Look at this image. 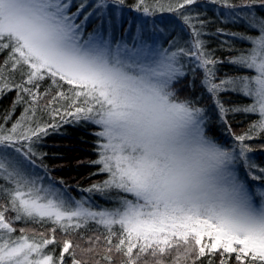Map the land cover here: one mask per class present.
Listing matches in <instances>:
<instances>
[{"label":"snow or ice","instance_id":"snow-or-ice-1","mask_svg":"<svg viewBox=\"0 0 264 264\" xmlns=\"http://www.w3.org/2000/svg\"><path fill=\"white\" fill-rule=\"evenodd\" d=\"M212 2L229 9L230 18H239L237 9L249 10L245 24L258 34L241 36L250 47L229 62L251 75L216 82L217 61L206 53L194 18L181 11L198 0H176L166 9L159 0L154 6L137 0L133 7L141 16L131 21L120 15L125 0H93L87 12L85 0L75 11L74 0H0V53L7 52L0 67L9 72L0 73V93L17 91L14 104L22 99L19 93L30 97L29 107L10 127L4 126L10 117L0 123V264H65V254L70 264H82L77 249L94 253L100 236L87 237L84 248L63 239L56 254V233L84 239L80 230L89 226L104 229L102 258L108 264L113 253L123 257L121 264H187L193 254L198 260L216 253L235 254L238 264H264V167L251 162L253 149L246 143L264 134V16L250 11L257 4L264 7V0ZM156 11L178 14L188 29L186 44L173 33L170 47L155 46L156 37L142 28L148 20L141 17ZM93 16L101 23L86 33ZM123 24L135 30L134 36L127 33L131 44L115 35L123 32ZM186 60L195 61L193 73L202 70L200 85L228 134L223 143L209 135L207 109L197 106L199 100L178 94L188 77ZM18 70L19 83L10 75ZM45 79L58 89L48 106L59 100L68 104L53 108L50 122H38L34 106L49 96L47 89L39 90ZM64 85L68 88L59 90ZM229 90L250 103L225 108L217 96ZM229 112L255 119L237 135ZM65 124L92 126L97 159L91 164L99 166L93 175L106 178L82 191L99 195L107 206L71 197L64 182L51 176L48 154L38 151ZM17 221L50 225V235H29L26 228L14 227Z\"/></svg>","mask_w":264,"mask_h":264},{"label":"trees","instance_id":"trees-1","mask_svg":"<svg viewBox=\"0 0 264 264\" xmlns=\"http://www.w3.org/2000/svg\"><path fill=\"white\" fill-rule=\"evenodd\" d=\"M86 1L87 4H90L89 8H91L93 1ZM155 2L156 0H148V3L153 6L155 5ZM242 2L247 3V0H229V3L237 5ZM136 3L137 0H125L124 6L122 7L123 14L130 21L135 17L141 16V14L136 12L133 7ZM175 3L176 0H159V4L163 5L165 9L170 4L174 6ZM253 9L261 11L264 10V7L257 4L251 10ZM219 10L229 9L222 7L220 4L213 3L212 0H198L197 4L188 6L185 10H181L185 11L186 14L194 18L191 22L196 24L197 29L203 33L201 39L205 42L206 53L210 54V57L217 61L213 69L217 83L221 80L252 74L248 70L234 65L229 61L240 55L242 52H246V50L250 47L249 42L240 39L241 36L257 35L256 31L250 30L246 26L245 20L232 22L226 19L224 15L219 12ZM261 16H264V14H261ZM196 18L204 22L202 26L198 23ZM141 19L148 20L147 26H142L144 31L156 35L158 29H160L162 32L170 34L169 38L172 37L173 33H175V37H173L175 40H177L176 37H179L177 40L179 43L182 45L187 43L185 33L188 29L180 22L177 13L156 11L152 17H141ZM161 20L170 23H168L166 27L165 23L160 22ZM122 28L124 33L126 31H135L131 29L129 24H123ZM181 28H183L184 31H181ZM6 56V51L4 53H0V65H3ZM185 64L186 67L184 70L188 72V77L185 78L178 86V94L181 99L191 98L199 100L197 106L206 108L208 112V128L210 129L209 135L223 143V141L228 138V134L224 130V126L221 121L217 118V110L213 104V100L200 85V81L203 78L202 70L197 69L193 73L191 71L194 66L193 61L186 60ZM0 73H3L5 76L9 75L7 69L3 67H0ZM10 75L15 82H21L20 70L13 72ZM193 76L195 77L194 81L192 80ZM190 83H194V89L190 90L187 87ZM26 86L30 88L32 87V85ZM67 88L68 86L64 85V87L59 90H66ZM46 89L49 91V96L44 97L39 101L38 105L34 106L36 108V116L33 119L38 122H50L51 110L53 108L66 107L68 104V101L66 100H59L48 106V101L58 89L55 85H52L50 79H45L40 82L39 90L42 93ZM17 95L18 93L15 90L7 93H0V123H4L6 117H10L7 122L4 123L5 127H10L13 122L24 114L25 109L29 107L30 97L28 94L19 93L22 99L14 104V101L17 100ZM217 99L223 103L225 108L242 107L250 103V101L242 94L235 93L230 90L220 92ZM254 119V116L240 112H229L227 114L228 123L231 125L232 131L237 135L247 132L250 122ZM56 120H59V116L56 117ZM92 131L93 128L90 125L73 126L65 124L61 127L59 133H52L46 137L41 142L38 151L48 154V158L45 159V163L50 169H53V171H51V176L56 181L62 180L64 182V189H66L75 200L90 197L91 200L95 201L98 205L107 206L108 202L104 198L99 195H93L82 191V189L89 187L91 184L98 183L106 178L103 174L93 175L99 166L91 164V161L97 159V155L94 150L96 138L91 135ZM246 143H248L253 149L252 153L249 155L255 156L259 164L264 167V134L257 135L254 139L246 141ZM231 144L234 145L235 142L233 141ZM57 186L59 187V185ZM251 190L254 191V188ZM14 227H17V229L20 227L26 228L27 234L29 235H32L33 232L38 233L40 231H43L46 236L50 235L47 231V228L50 227V225L41 228L38 224L31 222L25 224L23 221H17L14 222ZM80 231L83 232L84 239H81L78 233L63 236L59 230H57L56 237L58 243L55 246L56 254L60 251L59 242L63 239H71L74 245L79 243L81 248H84L88 246L85 243L87 237H95L99 235L100 241L97 244L95 252L87 253L82 252L81 249H77V258L81 259L82 264H96V261H99V264H108V262L102 258L105 254L104 229L102 227L97 229L95 226H89V229H81ZM115 242L116 240L113 238V243ZM48 247L51 249L54 246L49 245ZM112 255L113 264H121L123 257L115 253ZM173 255H175L174 252ZM234 257L235 254H231V257L229 258L228 256L221 257L219 253H216L211 255L206 254L204 257L197 260L195 259V254H193L187 264H192V260H195V264H220L221 259H225V264H238ZM165 259L170 260L171 257H166ZM65 264H70V258L67 254H65ZM245 264H247V262H245Z\"/></svg>","mask_w":264,"mask_h":264},{"label":"rangeland","instance_id":"rangeland-1","mask_svg":"<svg viewBox=\"0 0 264 264\" xmlns=\"http://www.w3.org/2000/svg\"><path fill=\"white\" fill-rule=\"evenodd\" d=\"M93 1V0H92ZM80 2V0H74V5H73V11H75V5L78 4ZM85 3L87 4V1L85 0ZM88 7H86L85 9V12L87 11H90L92 10L91 8H89V5L90 4H87ZM89 8V9H88ZM252 9V8H251ZM122 8L120 9V15H121V18L123 19L125 17V15L123 14L122 12ZM238 12V15H239V18H230L227 13L229 12V10H219L220 13H222L224 15V17L232 22H237V21H242L244 20V18L249 14V10L248 9H245L244 11H240V9H237L236 10ZM252 13H255L257 16H261V14H264V10H257V9H253V10H250ZM84 13L81 14V18L83 16ZM101 21L93 16V17H90L89 21L87 22V25H86V28H85V32L88 33V32H92L94 30V28L97 27L98 24H100ZM131 29L134 31V29L131 27ZM160 31V32H158ZM157 31V34H153L155 37H156V40H155V46L157 47H164V48H168L170 47L171 45V40H169V35L170 34H166L165 32H162L160 29H158ZM127 33L129 32H117L115 33V35L118 37V36H121V35H124L126 37V42H128L129 44L132 43L131 39H128L127 38ZM133 34V36L136 34L135 31L134 32H131ZM143 33H141L142 35ZM149 34H151L149 32ZM258 34V33H257ZM179 37H176V39L178 40ZM166 41H168L166 43ZM149 43H152V41H148ZM193 63L195 64V61H193ZM207 115H208V112H207ZM209 117V116H208ZM208 121H209V118H208ZM250 160L252 163L256 164L257 167H262L259 162L257 161L256 157L255 156H251L250 155ZM238 170L240 171V174L243 176L245 174V170L244 169H239V166H238ZM242 171V172H241ZM41 175H43V173L41 172ZM44 183L46 184L47 183V178L45 179ZM256 186H260L259 184H257ZM67 191V190H66ZM68 192V191H67ZM68 194L71 196V194L68 192ZM72 197V196H71Z\"/></svg>","mask_w":264,"mask_h":264}]
</instances>
